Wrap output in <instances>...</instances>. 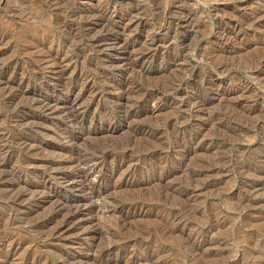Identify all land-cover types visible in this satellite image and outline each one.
Returning a JSON list of instances; mask_svg holds the SVG:
<instances>
[{
  "label": "rangeland",
  "instance_id": "1",
  "mask_svg": "<svg viewBox=\"0 0 264 264\" xmlns=\"http://www.w3.org/2000/svg\"><path fill=\"white\" fill-rule=\"evenodd\" d=\"M174 1L53 0L49 6L45 4V0H0V29L5 35L0 39V68L10 61L16 62L17 70L13 74L9 71L7 78L5 76L6 83H0V160L8 158L6 169L15 170L21 185L27 182L28 186L34 188L33 199L19 205L24 210L25 207L31 210V215L23 222L17 202L9 194L6 195L0 185V264H23L25 260L28 264H55L62 256H70V264H82L84 260H89L90 264H264V201L248 212L250 209L244 208V205L247 207L245 202L242 204V193L246 187L242 186L239 192L236 182L239 164L250 167L264 166L263 161L256 162V156L264 151V100H258L253 110H249L251 107L248 105L244 106V103L252 104L250 97L254 94L264 95V0H187L189 7L194 8L197 15L190 27L186 28L188 33L185 34L186 39L181 46L172 43L171 38L175 30L173 21L176 18L172 8ZM56 2H59V5H56ZM75 8L99 12L103 10L108 22L105 24L125 27L127 34L124 35L137 37V50L144 49L147 45L159 46L151 65L152 70L145 73L147 78L145 75L132 77L135 81L138 79L137 81L143 83L142 87L156 86L163 89L170 85L171 80L175 83L184 77L190 81L185 88L186 92L206 98L202 90L214 88L212 82L216 85L220 83L219 88L226 91L228 100L215 101L201 114H197L191 113L187 105L180 102L176 91L171 94L163 93V96L160 95V103L150 101L146 107L139 110L138 120L102 122L100 117L116 112V106L120 102L121 96L116 91V85L120 84L121 72L118 66H110L107 58L96 49L98 45L95 43V37L103 27L99 25L91 29ZM180 48L183 52L181 51L182 54L178 57L179 61L175 62ZM224 60L230 61L231 67L222 70L223 72L214 71L213 64ZM247 60L251 62L247 63ZM50 62H59L64 66L61 77L55 75V66L50 65ZM168 65L170 69H167ZM203 77L210 79L211 84H202ZM20 78L29 79L31 82L35 79L47 81L49 85H56L50 88L55 90L62 84L72 88L71 93L77 96V103L86 108L85 124L82 127L84 133L81 134L79 126L66 115L53 116L44 113L32 101V87L16 92V98L11 97L10 86L16 85ZM246 83L252 89L241 90ZM237 101H243V104L237 107L238 110L232 112L235 113L233 117L238 115L234 119H238L231 123L216 116L220 105ZM91 122L96 124V129L91 128L88 133L89 126H94ZM151 134L153 137H150ZM199 135L207 140L213 139L212 147L199 146ZM64 136H70L68 143L62 142ZM23 140L40 146L39 152L26 153L20 147ZM240 142L248 147L235 149L236 144ZM64 145L66 149L60 148ZM90 148L97 151L106 149L112 152V156L126 150L128 153L113 173L106 171L107 166L91 172L90 180L93 181L98 174L105 176L100 187L105 188V193H108L106 196L92 199L93 210L84 214L85 216L82 215L84 225L81 229L56 237L52 234L56 220L44 225L45 220L52 214L50 207L54 198L48 192L51 190L53 193L55 190L54 193L60 198L67 197L69 193L61 192L53 180L43 186L42 176L52 172L43 161L47 158L58 160L63 153L85 157L92 154ZM31 159L36 160L34 164H29ZM89 165L90 163L86 162L82 167L85 169ZM203 166L216 168L212 177L205 179L213 178L215 183L202 190L193 203L185 201L183 191L195 185L201 187L204 178L196 182L191 178H194V173ZM249 177L252 178L251 175ZM262 197L264 198V194ZM131 199L142 203V206L136 208L137 212L131 211L126 216H121L115 210V204L123 200L130 202ZM85 233L93 236L89 237L90 235ZM74 255L78 259L74 258Z\"/></svg>",
  "mask_w": 264,
  "mask_h": 264
},
{
  "label": "bare ground",
  "instance_id": "2",
  "mask_svg": "<svg viewBox=\"0 0 264 264\" xmlns=\"http://www.w3.org/2000/svg\"><path fill=\"white\" fill-rule=\"evenodd\" d=\"M53 0H45V4L46 5H51ZM57 1V0H56ZM105 2V1H103ZM59 5V2H56V5ZM110 3V2H109ZM167 3V2H165ZM54 5V4H53ZM52 5V6H53ZM99 5V4H98ZM172 8H173V13L174 15H176V18L173 21V25L175 27L174 32H172V43H175L178 46H181L184 44V41L186 39L185 34H187L188 32H186V28L190 27V23L192 22L193 18L195 17V15H197L196 11L194 10V8L189 7V4L187 2V0H175L172 4ZM193 5V4H192ZM167 6V5H166ZM46 7V6H45ZM76 7V6H75ZM171 7V6H170ZM55 8V7H54ZM105 8V7H104ZM115 8V7H114ZM166 8V7H165ZM100 9V8H99ZM112 9V7H111ZM158 9V7H157ZM50 10V9H49ZM48 10V11H49ZM74 10H76L78 12V15H80L86 22V25H88L91 29H93L96 26L101 25L103 28L101 29V31L98 33V35H96L95 37V43L98 45L97 51L101 52L106 58H107V62L110 66H118L120 68V72H121V77L119 79L120 84L116 85V91H118L119 95L121 96V99L119 100V104L116 106V112H114L113 114H104L103 116L100 117V120L102 122H111L114 123V121H134L137 119L138 115H139V110L144 107H146L145 105H147L150 101H152L153 103H160V95L163 96V93H176L177 92V98L180 100V102L184 103L185 105H187L188 110L192 113H197V114H201V112L203 110H205V108L207 106H210V104L214 103L215 101H219L221 102L222 100L224 101V99H227V97L225 96V92L223 91V89L219 88V84L216 85V83L212 82V86L214 88H206L203 91V94H205L206 98H200L199 96H195L193 95L191 92H186L185 88L189 85L190 81L187 78H180L178 79L175 83H171L170 85H166L167 87H164L163 89H161L160 87H156L155 86L153 88H146V87H142V85H144L143 83L141 84L139 81H135L132 77H142V75H145V78L147 74H145L146 72H150L153 68L151 65L153 64V59H154V55L155 52L157 51V49L159 48L158 45H147L144 49L137 50L136 47V43H137V37L136 36H131V35H124V33L127 34V32H125L126 28L122 27H116L114 25L109 24H105L106 20L104 17L105 12H99L98 10H90V11H86L85 8L81 9V8H75ZM113 10V9H112ZM24 11V10H23ZM58 11V10H57ZM60 11V10H59ZM72 11V10H71ZM128 11V10H127ZM160 11V9H159ZM76 12V13H77ZM130 12V11H129ZM16 13V12H15ZM50 13V12H49ZM56 14V13H55ZM61 15V14H60ZM76 15V14H75ZM113 15V14H112ZM165 15V14H164ZM50 16V15H49ZM127 16V15H126ZM74 17V16H73ZM109 17V16H108ZM165 17V16H164ZM163 17V18H164ZM171 17V16H170ZM169 17V18H170ZM173 18V17H172ZM78 19V18H77ZM6 20V19H5ZM48 20V19H47ZM39 21V20H38ZM240 21V20H239ZM9 22V21H8ZM48 22V21H47ZM56 22V21H55ZM248 22V21H247ZM108 23V22H106ZM193 23V22H192ZM48 24V23H47ZM124 25V24H123ZM215 25V24H214ZM240 25V24H239ZM52 26V25H51ZM197 26V25H196ZM82 27V26H81ZM242 27V26H241ZM87 28V26H86ZM193 27H191L192 29ZM217 28V27H215ZM219 28V27H218ZM40 29V28H39ZM100 29V28H99ZM161 29V28H160ZM185 29V30H184ZM53 30V29H52ZM56 30V29H55ZM89 30V29H88ZM163 30V29H162ZM38 31V30H37ZM61 31V30H60ZM159 31V29H158ZM156 31V32H158ZM45 32V31H44ZM150 32V31H149ZM155 32V33H156ZM184 32V33H183ZM57 33V32H56ZM66 33V32H65ZM170 33V32H169ZM183 33V34H182ZM71 34V33H70ZM171 34V33H170ZM54 35V34H52ZM69 35V34H68ZM5 35L3 34V30L0 29V39L3 38ZM73 36V34H72ZM87 36V35H86ZM147 36V35H146ZM27 37V36H26ZM54 37V36H53ZM58 37V36H57ZM31 39V38H30ZM45 39V38H44ZM64 39V38H63ZM168 39V38H167ZM24 40V39H23ZM41 40V39H40ZM67 40V39H66ZM150 40V39H149ZM70 41V40H69ZM76 41V40H75ZM91 41V40H90ZM145 41V40H144ZM223 41V40H222ZM27 42V41H26ZM47 42V41H46ZM51 42V41H50ZM62 42V41H61ZM170 42V41H169ZM43 43V42H42ZM48 43V42H47ZM66 43V42H65ZM144 43V42H143ZM68 44V43H67ZM161 44V43H160ZM54 46V45H53ZM56 46V44H55ZM63 46V45H62ZM68 46V45H67ZM161 46V45H160ZM174 46V45H173ZM172 46V47H173ZM162 47V46H161ZM53 48V47H52ZM139 48V47H138ZM175 48V47H174ZM44 49V48H43ZM168 49V48H167ZM186 49V48H185ZM31 50V49H30ZM49 50V49H48ZM83 50V49H82ZM87 50V49H86ZM189 50V49H188ZM192 50V49H191ZM190 50V51H191ZM198 50V49H197ZM202 50V49H201ZM59 51V50H58ZM85 51V50H84ZM160 51V50H159ZM182 48H180L178 56L175 60V62H178V57L180 58L181 54H182ZM203 51V50H202ZM201 51V52H202ZM34 52V51H33ZM51 52V51H50ZM78 52V51H77ZM161 52V51H160ZM175 52V51H174ZM199 52V50H198ZM49 53V52H48ZM65 53V52H64ZM84 53V52H83ZM186 53V52H184ZM188 53V52H187ZM28 54V53H27ZM54 54V53H53ZM59 54V53H58ZM63 54V53H62ZM92 54V53H90ZM160 54V53H159ZM157 54V55H159ZM165 54V53H163ZM189 54V53H188ZM191 54V52H190ZM193 54V52H192ZM199 54V53H198ZM211 54V53H210ZM29 55V54H28ZM31 55V54H30ZM35 55V54H33ZM82 55V54H81ZM88 55V54H87ZM99 55V54H98ZM185 55V54H184ZM54 56V55H53ZM63 56V55H62ZM1 57V56H0ZM37 57V56H36ZM45 57V56H44ZM66 57V56H65ZM75 57V56H74ZM102 57V56H101ZM114 57V58H112ZM164 57V56H163ZM167 57V56H166ZM184 57V56H183ZM190 57V56H188ZM200 57V56H199ZM20 58V57H19ZM34 58V57H33ZM49 58V57H48ZM54 58V57H53ZM59 58V57H58ZM105 58V59H106ZM117 58V59H116ZM261 58V57H260ZM46 59V58H45ZM66 59V58H65ZM104 59V58H103ZM182 59V58H181ZM248 59V58H247ZM258 59V58H257ZM44 60V58H43ZM69 60V59H68ZM169 60V59H168ZM190 60V59H189ZM228 60V59H227ZM28 61V60H27ZM46 61V60H45ZM59 61V60H58ZM103 61V60H102ZM155 61V60H154ZM159 61V60H158ZM157 61V63H158ZM205 61V60H204ZM210 61V60H209ZM213 61V60H212ZM247 60L246 62L248 63ZM256 61V60H255ZM42 62V61H41ZM48 62V61H47ZM106 62V63H107ZM168 62V61H167ZM235 62V61H234ZM251 62V61H250ZM5 63V62H4ZM16 63V62H15ZM15 63L13 62H8L7 64L3 65L0 68V83H6L5 80V76L7 78V74L10 72V74H13L15 70ZM37 63V62H36ZM46 63V62H45ZM67 63V62H66ZM105 63V62H104ZM156 63V62H154ZM165 63V62H164ZM211 63V62H210ZM239 63V62H238ZM32 64V63H31ZM30 64V65H31ZM171 64V63H170ZM250 64V63H249ZM2 65V64H1ZM49 65V64H48ZM50 65L55 66L53 68L55 75H58V77H61L62 74L64 73V66L62 67L61 63L59 62H50ZM230 65V61H221V62H217L216 64H213V69L214 71H222V70H226ZM239 65V64H238ZM237 65V66H238ZM253 65V64H252ZM164 66V64H163ZM242 66V65H241ZM19 67V66H18ZM176 67V66H175ZM231 67V66H230ZM233 67V66H232ZM248 67V66H247ZM35 68V67H34ZM165 68V67H163ZM169 68V65L167 67V69ZM187 68V67H186ZM32 69V68H31ZM39 69V68H38ZM170 69V68H169ZM174 69V68H173ZM194 69V68H193ZM33 70V69H32ZM31 70V71H32ZM206 70V69H205ZM75 71V70H73ZM160 71V70H159ZM162 71V70H161ZM223 72V71H222ZM221 72V73H222ZM16 73V72H15ZM26 73V72H25ZM28 73V72H27ZM30 73V72H29ZM72 73V72H71ZM79 73V72H78ZM119 73V72H118ZM201 73V72H200ZM227 73V72H226ZM9 74V75H10ZM186 74V73H185ZM23 75V74H21ZM20 75V76H21ZM35 75V74H34ZM233 75V74H232ZM13 76V75H12ZM24 76V75H23ZM36 76V75H35ZM87 76V75H86ZM148 76V75H147ZM172 76V75H171ZM210 76V75H209ZM219 76V75H218ZM226 76V75H225ZM69 77V76H68ZM73 77V76H72ZM83 77V76H82ZM202 77V76H201ZM14 78V77H13ZM26 78V76H25ZM25 78H20L19 81L17 82L16 85L14 86H10V92H11V97H15L17 95L16 92L18 91H25L24 89H30V87H32V93L30 94L32 97V101L39 107L41 108L44 113L46 114H51V115H61L64 114L67 117H70L71 120L77 124L79 126V128L82 130L81 134L84 133L83 130V126L85 124V114H86V108L85 107H81L78 103H77V96H73L71 93V89L69 86H66L64 84L59 85L60 88L58 90L55 89H50L51 87H54L56 85H49L47 83V81H42L39 80L41 79L39 77V79H35L34 81H30L29 79H25ZM35 78V77H34ZM65 78V77H64ZM84 78V77H83ZM132 78V79H131ZM144 78V80H145ZM174 78V77H173ZM172 78V79H173ZM170 79V78H169ZM76 80V79H75ZM142 80V79H141ZM143 80V81H144ZM192 80V79H190ZM210 80V79H209ZM209 80L206 77H203V81L202 84L208 86L211 83L209 82ZM213 80V79H212ZM211 80V81H212ZM66 81V79H65ZM68 81V80H67ZM71 81V80H70ZM87 81V80H86ZM8 82V81H7ZM90 82V81H89ZM147 82V81H146ZM174 82V81H173ZM200 82V83H201ZM93 83V82H91ZM109 83V82H108ZM130 83L132 86H129ZM163 83V82H162ZM14 84V83H13ZM86 84V83H85ZM112 84V83H110ZM117 84V83H116ZM167 84V83H166ZM6 85V84H5ZM68 85V84H67ZM91 85V84H90ZM158 85V84H157ZM161 85V83H160ZM159 85V86H160ZM199 85V84H198ZM2 86V85H1ZM4 86V85H3ZM150 86V85H149ZM163 86V85H161ZM197 86V85H196ZM200 86V85H199ZM263 89H264V83H262ZM105 87V86H104ZM109 87V86H108ZM190 87V86H189ZM225 87V86H224ZM110 88V87H109ZM203 88V87H202ZM205 88V87H204ZM252 89V87L250 85H247L244 87V89L241 90H250ZM6 90V89H5ZM187 90V89H186ZM196 90V89H195ZM7 91V90H6ZM29 91V90H28ZM27 91V92H28ZM111 91V89H110ZM176 91V92H175ZM194 91V90H193ZM264 91V90H263ZM96 92V91H95ZM200 92V91H199ZM24 93V92H23ZM35 93V94H33ZM113 93V92H112ZM6 94V93H5ZM29 94V93H28ZM202 94V93H201ZM4 95V94H3ZM15 95V96H14ZM22 95V94H21ZM25 95V94H24ZM79 95V94H78ZM231 95V94H230ZM7 96V95H6ZM23 96V95H22ZM203 96V95H202ZM240 96V95H239ZM243 96V95H242ZM16 98V97H15ZM27 98V97H26ZM174 98V97H173ZM247 98V97H246ZM252 104H246L249 107H251L249 110H253L255 107V103L258 100H264V95L262 96V94L259 96L258 94H254L253 96L250 97ZM176 99V97H175ZM243 99V98H242ZM245 99V98H244ZM249 99V98H248ZM12 100V98H11ZM27 100V99H26ZM162 100V99H161ZM228 100V99H227ZM239 100V99H238ZM246 100V99H245ZM17 101V100H16ZM165 101V100H164ZM25 102V101H24ZM31 102V101H30ZM104 102V101H103ZM169 102V101H168ZM217 102V103H219ZM228 102V101H227ZM226 102V103H227ZM243 102V101H242ZM240 102H229V104H225V105H220L219 108L220 110L217 111L216 116L219 117V119L221 120H226V122H231L235 117H233V113L234 111H236V109L238 110L237 107L241 106V104L243 103ZM264 102V101H263ZM21 103V102H20ZM33 103V104H34ZM116 103V102H115ZM13 104V102H12ZM169 104V103H168ZM172 104V103H171ZM14 105V104H13ZM20 105V104H19ZM177 105V104H175ZM218 105V104H217ZM216 105V106H217ZM36 106V107H37ZM224 106V107H223ZM9 107V106H8ZM34 107V105H33ZM38 108V109H39ZM183 108V107H182ZM243 108V107H242ZM241 108V109H242ZM11 109V108H10ZM16 109V108H15ZM160 109V108H159ZM177 109V108H176ZM211 109V108H210ZM208 109V110H210ZM217 109V108H216ZM244 110V109H242ZM22 111V110H21ZM141 111V110H140ZM181 111V110H180ZM20 112V111H19ZM263 112V111H262ZM27 113V112H26ZM34 113V112H33ZM38 113V112H37ZM36 113V114H37ZM43 113V112H42ZM102 113V112H101ZM111 113V112H110ZM185 114V112H183ZM206 113V112H205ZM245 113V112H244ZM182 114V113H180ZM239 114V113H238ZM247 114V112H246ZM23 114H21L22 116ZM29 115V114H28ZM183 115V114H182ZM196 115V114H195ZM243 115V112L242 114ZM239 115V118L240 116ZM245 115V114H244ZM20 116V117H21ZM41 116V115H39ZM97 116H99L97 114ZM168 116V115H167ZM171 116V114H170ZM188 116V115H187ZM200 116V115H199ZM24 117V115H23ZM63 117V116H62ZM166 117V116H165ZM172 117V116H171ZM183 117V116H182ZM245 117V116H244ZM17 118V116H16ZM22 118V117H21ZM20 118V120H21ZM243 118V117H242ZM253 118V117H252ZM13 119V118H12ZM48 119V118H47ZM54 119V118H53ZM63 119V118H62ZM67 119V118H66ZM94 119V118H93ZM164 119V118H163ZM179 119V118H178ZM181 119V118H180ZM199 119V117H198ZM257 119V118H256ZM30 120V119H29ZM99 120V119H98ZM138 120V119H137ZM158 120V119H157ZM182 120V119H181ZM186 120V119H185ZM203 120V119H202ZM18 121V120H17ZM38 121V120H37ZM36 121V122H37ZM92 121V120H91ZM130 121V122H131ZM163 121V120H162ZM180 121V120H179ZM178 121V122H179ZM183 121V120H182ZM259 121V120H258ZM15 122V121H14ZM23 122V121H22ZM27 122V121H26ZM39 122V121H38ZM55 122V121H54ZM137 122V121H136ZM184 122V121H183ZM196 122V121H195ZM12 123V122H11ZM21 123V122H19ZM16 123V124H19ZM128 123V122H126ZM139 123V122H138ZM161 124V122H159ZM170 123L171 120H170ZM232 123V122H231ZM260 123V122H259ZM90 124V123H89ZM92 125H94L93 127H91V125L88 128V133L90 132V129L92 128V130H95L96 128L94 123L91 122ZM129 124V123H128ZM174 124V123H173ZM21 125V124H20ZM26 125V124H25ZM43 125V124H42ZM41 125V127H42ZM53 125V124H52ZM145 125V124H144ZM183 125V124H182ZM201 125V124H200ZM219 125V124H218ZM18 126V125H17ZM34 126V125H33ZM36 126V125H35ZM39 126V125H37ZM36 126V127H37ZM98 126V125H97ZM132 126V125H131ZM137 126V125H136ZM152 126V125H151ZM157 126V125H156ZM155 126V127H156ZM160 126V125H159ZM175 126V125H174ZM194 126V125H193ZM226 126V125H225ZM100 127V126H99ZM143 127V126H142ZM141 127V128H142ZM182 127V126H181ZM191 127V126H190ZM228 127V126H227ZM201 128V127H200ZM14 129V128H13ZM73 129V128H72ZM108 129V128H107ZM140 129V128H139ZM145 129V128H144ZM143 129V131H144ZM182 129V128H180ZM8 130V129H7ZM142 130V129H141ZM155 130V129H153ZM202 130V129H201ZM231 130V129H230ZM2 131V130H1ZM9 131V130H8ZM30 131V130H29ZM28 131V132H29ZM37 131V130H36ZM87 131V130H86ZM140 131V130H139ZM159 129L157 130V133L159 135ZM191 131V130H190ZM40 132V130H39ZM65 132V131H64ZM149 132V131H148ZM152 132V131H151ZM185 132V131H184ZM194 132V131H193ZM67 133V132H66ZM142 133V132H141ZM18 134V133H17ZM32 134V133H31ZM78 134V133H77ZM264 134V133H263ZM3 135V134H1ZM26 135V134H25ZM24 135V136H25ZM34 135V134H33ZM63 135V134H62ZM68 135V134H67ZM137 135V134H136ZM146 135V134H145ZM6 136V134H5ZM79 136V135H78ZM152 136V134L150 135V137ZM200 139L197 140L199 146L205 147L206 145L211 146L212 145V141L213 139H205L204 136L201 137ZM4 137V135H3ZM62 137V136H61ZM153 137V136H152ZM161 137V135H160ZM159 137V138H160ZM163 137V135H162ZM198 138V136H196ZM239 137V136H238ZM18 138V137H17ZM98 138V137H97ZM145 139H147V136H145ZM151 139V138H149ZM153 139V138H152ZM156 139V138H155ZM184 139V138H183ZM196 139V138H195ZM219 139V138H218ZM239 139V138H238ZM9 140V139H8ZM15 140V139H14ZM165 140V139H164ZM217 140V139H216ZM240 140V139H239ZM264 140V139H263ZM1 141V140H0ZM36 141V140H35ZM61 141V140H60ZM70 141V136H64L62 139V142L64 143H68ZM75 141V140H74ZM152 141V140H151ZM179 141V140H178ZM72 142V141H71ZM166 142V141H165ZM180 142V141H179ZM192 142V141H191ZM195 142V143H197ZM215 142V141H214ZM224 142V141H223ZM1 143V142H0ZM16 143V142H15ZM182 143V142H181ZM218 143V142H216ZM4 144V143H3ZM18 144V143H17ZM25 152L26 153H30L35 151L39 152L40 150V146L38 145H31L29 144L28 140H23L20 143ZM38 144V143H37ZM72 144V143H70ZM102 144V143H101ZM157 144V143H156ZM178 144V143H177ZM74 145V144H73ZM87 145V144H86ZM94 145V144H93ZM106 145V144H105ZM159 145V144H158ZM161 145V144H160ZM183 145V144H182ZM187 145V144H186ZM220 145V144H219ZM232 145V144H230ZM235 145V144H234ZM46 146V145H45ZM89 145H87L88 147ZM92 147V145H90ZM95 146V145H94ZM109 146V145H108ZM132 146V145H131ZM162 146V145H161ZM164 146V145H163ZM180 146V144H179ZM224 146V145H223ZM53 147V146H52ZM71 147V146H70ZM99 148V146H97ZM113 147V146H112ZM130 147V146H129ZM155 147V146H153ZM212 147V146H211ZM225 147V146H224ZM237 147V148H235ZM234 148L235 149H242V148H247L248 145L245 143H238L236 144ZM60 148H64L66 149L65 145L61 146ZM77 148V147H76ZM97 148V149H98ZM109 148V147H108ZM120 148V147H118ZM117 148V149H118ZM126 148V147H124ZM123 148V149H124ZM150 148V147H149ZM161 148V147H160ZM172 148V147H171ZM185 148V147H184ZM191 148V147H190ZM199 148V147H198ZM201 148V147H200ZM2 149V147L0 146V150ZM39 149V150H38ZM71 149V148H70ZM75 149V148H74ZM79 149V148H78ZM92 150V154H88L87 156L83 157L80 155H75V154H69V155H64L61 154V156H59L58 160H50V159H44L46 161H43L47 164L48 168L50 169L51 174L50 175H45L42 176L43 178L41 179L43 182V186H45V184L50 183L51 180H53L55 182V184L58 185L59 190L61 192H68L69 195H67V197H58V194L52 193L51 190H49L48 194H52L53 201L51 200V211L52 214L49 218H47L44 222V225H48L49 223H51L52 221L56 220V224L55 226L52 228V234L55 235L56 237H62L64 236L66 233L76 230V229H81V226L84 225V222H82L83 218L82 215L85 216L86 213H91L93 210V206L91 205V201L93 198H97V197H101V196H106L105 194V188H101L100 184L101 181L104 179V175H100L96 177V179L90 180V176H91V172L94 171V169L96 168H101V167H108V169H106L107 172L113 173L117 167H119L120 163H123V160L125 159L126 155H127V150L126 151H122L120 154L112 156V152L107 151L106 149L101 148V150H94L92 148H90ZM110 149V148H109ZM114 149V147H113ZM116 149V150H117ZM122 149V148H120ZM151 149V148H150ZM149 149V150H150ZM182 149V148H181ZM4 150V149H3ZM42 150V149H41ZM51 150V149H49ZM83 150V149H82ZM154 150V149H153ZM158 150V149H157ZM162 150V149H161ZM203 150V149H202ZM44 151V150H43ZM69 151V150H68ZM78 151V150H76ZM167 151V150H166ZM170 151V150H169ZM179 151V150H178ZM186 151V150H185ZM184 151V152H185ZM243 151V150H242ZM58 152V151H57ZM70 152V151H69ZM79 152V151H78ZM77 152V153H78ZM81 152V151H80ZM83 152V151H82ZM85 152V151H84ZM145 152V151H144ZM155 152V151H154ZM158 152V151H157ZM165 152V151H164ZM180 152V151H179ZM187 152V151H186ZM199 152V151H198ZM244 152V151H243ZM1 153V152H0ZM238 153V152H237ZM2 154V153H1ZM4 154V153H3ZM48 154V153H47ZM79 154V153H78ZM84 154V153H83ZM152 154V153H151ZM157 154V153H156ZM160 154V153H159ZM5 155V154H4ZM44 155V153H43ZM162 155V154H161ZM180 155V154H179ZM189 155V154H188ZM248 155V154H247ZM3 156V155H2ZM36 156V155H35ZM54 156V155H53ZM178 156V155H175ZM12 157V156H11ZM34 157V156H33ZM39 157V155H38ZM44 157V156H43ZM148 157V156H147ZM159 157V156H158ZM238 157V156H237ZM2 158V157H1ZM26 158V157H25ZM42 158V157H41ZM46 158V157H44ZM50 158V157H49ZM157 158V157H156ZM207 158V157H206ZM205 158V159H206ZM8 159V158H7ZM6 158H3L0 160V185L2 186L3 191L7 194L10 195V197H12L18 204V206L23 203L24 201L33 199V190L34 188L28 186L27 182L24 183V185H21V180L19 178V176L16 175V172L14 169H6L7 164L9 163ZM127 159V158H126ZM168 159V158H167ZM179 159V158H178ZM214 159V158H213ZM219 159V158H218ZM226 160V159H225ZM34 161H36L35 159H31L29 161V164H34ZM108 161V162H107ZM224 161V160H223ZM222 161V162H223ZM255 161V160H254ZM263 161L264 163V151L262 153H260V155L256 156V162L259 163ZM88 162L90 163L88 168H83L82 165H85V163ZM135 162V161H134ZM187 162V161H186ZM200 162V160H199ZM220 162V161H219ZM111 166H109L110 164ZM136 163V162H135ZM225 163V162H224ZM230 163V162H229ZM42 164V163H41ZM45 164V165H46ZM114 164V166H113ZM221 164V162H220ZM239 164V163H238ZM130 165V164H129ZM133 165V164H131ZM189 165V164H188ZM225 165V164H224ZM179 166V165H178ZM208 166V165H207ZM221 166V165H220ZM223 166V165H222ZM256 166V165H255ZM33 167V166H32ZM199 167V166H198ZM237 167V166H236ZM26 168V167H25ZM174 168V167H173ZM183 168V167H182ZM222 168V167H221ZM225 168V167H224ZM239 169V176L236 180L237 185H238V191H241V187H246V189L244 190V192L242 193V204L247 205V207L244 205V208L246 209H250L248 210V212H251L252 209L254 207H256V205H258V203L263 202L264 198L262 197V195L264 194V166L260 165V167H253V166H248L246 164H239L238 166ZM98 170V169H97ZM103 170V168H102ZM167 170V169H166ZM216 168H212V167H201L199 168V170H197V172L194 173V178H191L194 180V182L198 181L201 178H204L203 183L200 185L201 187L198 186H193L185 191H183L182 189V193L184 200L185 201H191L193 203V201H195V199H198V196L200 195V193H202L201 191L206 189L207 187L213 185L215 183V180H208L209 176L212 177V172L215 171ZM170 171H172L170 169ZM238 171V170H237ZM20 173V172H19ZM216 173V172H215ZM223 173V172H222ZM30 174V172H29ZM39 174V173H38ZM192 174V172H191ZM109 175V174H108ZM106 175V176H108ZM128 175V174H127ZM167 175V174H166ZM172 175V173H171ZM248 175V177L251 175L252 178H248L246 177ZM168 176V175H167ZM190 176V175H189ZM192 176V175H191ZM190 176V177H191ZM214 176V175H213ZM217 176V175H215ZM172 177V176H171ZM37 178V176H36ZM187 178V177H186ZM206 178H208L207 180H205ZM163 179V178H162ZM190 179V180H191ZM23 180V179H22ZM183 180V179H182ZM202 180V179H201ZM36 181V180H35ZM108 182V181H107ZM123 182V181H122ZM164 182V181H163ZM200 182V181H199ZM161 183V182H159ZM163 184V183H162ZM194 184V183H193ZM104 185V184H103ZM102 185V186H103ZM108 185V184H107ZM36 186V185H35ZM49 186V185H48ZM165 186V184H164ZM175 186V185H174ZM50 187V186H49ZM129 187V186H128ZM163 187V186H162ZM172 187V185H171ZM40 188V187H39ZM179 188V187H178ZM184 188V187H183ZM38 189V188H37ZM110 189V188H109ZM176 189V188H175ZM166 190V189H165ZM235 190V189H234ZM42 191V190H41ZM177 191V189L175 190ZM207 191V190H206ZM2 192V191H1ZM44 192V191H43ZM59 192V191H58ZM127 192V191H126ZM4 194V193H3ZM62 194V193H61ZM43 195V194H42ZM111 195V194H110ZM109 195V197H110ZM175 195V194H174ZM3 196V195H2ZM112 197V195H111ZM118 197V196H117ZM36 198V197H35ZM39 198V197H38ZM45 198V197H44ZM139 198V197H138ZM7 199V198H6ZM37 199V198H36ZM121 199V198H119ZM183 199V198H182ZM10 200V199H9ZM38 200V199H37ZM95 200V199H94ZM114 200V199H113ZM132 200V199H131ZM138 200V199H137ZM154 200V199H153ZM6 201V200H5ZM110 201V200H109ZM115 201V200H114ZM35 202V201H34ZM112 202V201H111ZM190 202V203H191ZM10 204V203H9ZM16 204V203H15ZM49 204V203H48ZM115 204V203H114ZM13 205V204H12ZM28 205V204H27ZM45 206V205H44ZM112 206V205H111ZM142 203L138 202V201H130V202H125L123 200V202H117L114 206L115 210L122 216L125 214V216L127 214H129L131 211H136L137 207H141ZM16 207V206H15ZM48 207V206H47ZM145 207V206H144ZM172 207V206H171ZM32 208V207H31ZM36 208V207H35ZM113 208V207H112ZM19 211H20V217H22V221L27 218L28 216L31 215V210L28 207H25V210L19 206ZM33 210V209H32ZM18 211V210H17ZM174 211V210H173ZM176 211V210H175ZM114 212V210H113ZM137 212V211H136ZM5 213V212H4ZM9 213V212H8ZM35 213V212H33ZM173 213V212H172ZM19 214V213H18ZM85 214V215H84ZM181 214V213H180ZM1 215V213H0ZM11 215V213H10ZM47 215V214H46ZM91 215V214H90ZM136 215V214H135ZM175 215V214H174ZM173 215V216H174ZM177 215V214H176ZM2 216V215H1ZM4 216V215H3ZM9 216V215H8ZM182 216V215H180ZM14 217V215H13ZM42 217V215H41ZM91 217V216H90ZM176 217V216H175ZM178 217V216H177ZM43 218V217H42ZM4 219V218H3ZM19 219V218H18ZM35 219V218H34ZM131 219V218H130ZM164 219V218H163ZM171 219V218H170ZM179 219V218H178ZM125 220V219H124ZM180 220V219H179ZM182 220V219H181ZM89 221V220H88ZM92 221V220H91ZM3 222V221H2ZM24 222V221H23ZM121 222V221H120ZM129 222V221H128ZM177 222V221H176ZM211 222V221H210ZM218 222V221H217ZM1 223V222H0ZM216 223V222H215ZM41 224V223H40ZM183 224V223H182ZM251 224V223H250ZM24 225V224H23ZM43 225V224H42ZM52 225V224H51ZM165 225V223H164ZM27 226V225H26ZM87 227V226H86ZM165 227V226H164ZM33 228V227H32ZM88 228V227H87ZM31 229V228H29ZM46 229V228H45ZM44 229V230H45ZM32 230V229H31ZM163 231V230H162ZM31 232V231H30ZM29 232V233H30ZM77 232V231H76ZM171 232V231H170ZM35 233V231H34ZM79 233V232H78ZM46 234V233H44ZM48 234V233H47ZM7 235V234H6ZM39 235V233H38ZM85 235L89 236L90 234L85 233ZM4 236V235H3ZM93 235H90L89 237H91ZM88 238V237H87ZM22 239V238H21ZM204 239V238H203ZM10 241V239H8ZM55 240V239H54ZM2 242V241H1ZM67 244V243H66ZM81 244V243H80ZM129 244V243H128ZM84 245V244H83ZM17 246V244H16ZM19 246V245H18ZM71 246V245H70ZM66 248V247H65ZM99 248V247H98ZM11 249V248H10ZM98 250V249H97ZM111 251V249H110ZM18 252V251H17ZM100 252V251H99ZM123 252V251H122ZM59 253V252H58ZM70 253V252H69ZM93 253V251H92ZM98 253V252H97ZM134 253V252H133ZM12 254V253H11ZM15 254V253H14ZM49 254V253H48ZM64 254V253H63ZM66 254V253H65ZM74 254V253H73ZM107 254V253H106ZM127 254V253H126ZM131 254V253H130ZM57 255V254H56ZM72 255V254H71ZM33 256V255H32ZM99 256V255H98ZM106 256V255H105ZM108 256V255H107ZM5 257V254L4 256ZM9 257V256H8ZM11 257V256H10ZM56 257V256H55ZM71 258L70 256H62L60 257L55 264H70L69 263V258ZM74 258H77L75 255L73 256ZM151 257V256H150ZM41 258V257H40ZM126 258V257H125ZM36 259V258H34ZM54 259V258H53ZM86 259V258H84ZM152 259V258H151ZM8 260V259H7ZM32 260V259H31ZM91 260V259H90ZM134 260V259H133ZM38 261V260H36ZM73 261V260H72ZM136 261V260H135ZM134 261V262H135ZM154 261V260H152ZM71 262V261H70ZM75 262V261H74ZM98 262V261H96ZM15 263V262H14ZM50 263V262H49ZM23 264H28V261L25 260ZM32 264V263H31ZM46 264V263H45ZM76 264V263H75ZM82 264H90L89 260H84L82 261ZM107 264V263H106Z\"/></svg>",
  "mask_w": 264,
  "mask_h": 264
}]
</instances>
